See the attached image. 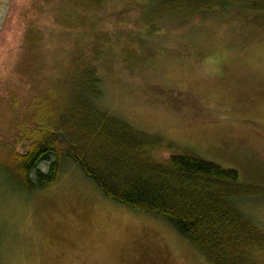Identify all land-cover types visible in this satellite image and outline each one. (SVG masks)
<instances>
[{
  "label": "rangeland",
  "instance_id": "rangeland-1",
  "mask_svg": "<svg viewBox=\"0 0 264 264\" xmlns=\"http://www.w3.org/2000/svg\"><path fill=\"white\" fill-rule=\"evenodd\" d=\"M158 1L8 0L0 99L10 88L66 96L73 74L93 66L94 106L161 136L159 158L172 143L264 186V9L231 3L187 19L145 17ZM30 29L39 32L34 48ZM6 160L0 150V264H207L167 220L107 198L70 157L35 189ZM232 202L264 231V195Z\"/></svg>",
  "mask_w": 264,
  "mask_h": 264
},
{
  "label": "trees",
  "instance_id": "trees-1",
  "mask_svg": "<svg viewBox=\"0 0 264 264\" xmlns=\"http://www.w3.org/2000/svg\"><path fill=\"white\" fill-rule=\"evenodd\" d=\"M231 3L264 9V0H160L145 17L187 19ZM30 30L28 48H34L39 32ZM73 75L75 86L66 96L10 88L0 99V150L13 178L29 189L42 188L57 178L68 156L107 198L167 220L207 264H256L264 231L232 200L264 195V186L241 183L234 168L172 143L159 158L161 136L94 106L99 77L93 66ZM18 143H26V150L16 149ZM50 154L53 159L40 169Z\"/></svg>",
  "mask_w": 264,
  "mask_h": 264
},
{
  "label": "water",
  "instance_id": "water-1",
  "mask_svg": "<svg viewBox=\"0 0 264 264\" xmlns=\"http://www.w3.org/2000/svg\"><path fill=\"white\" fill-rule=\"evenodd\" d=\"M8 7V0H0V32L3 28V19Z\"/></svg>",
  "mask_w": 264,
  "mask_h": 264
}]
</instances>
